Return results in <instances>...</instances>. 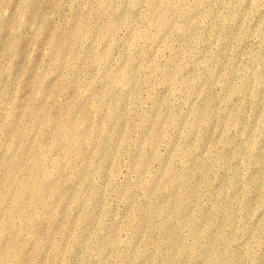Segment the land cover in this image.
<instances>
[{
  "label": "rangeland",
  "instance_id": "rangeland-1",
  "mask_svg": "<svg viewBox=\"0 0 264 264\" xmlns=\"http://www.w3.org/2000/svg\"><path fill=\"white\" fill-rule=\"evenodd\" d=\"M20 139L22 264H264V0H0V187Z\"/></svg>",
  "mask_w": 264,
  "mask_h": 264
},
{
  "label": "bare ground",
  "instance_id": "bare-ground-1",
  "mask_svg": "<svg viewBox=\"0 0 264 264\" xmlns=\"http://www.w3.org/2000/svg\"><path fill=\"white\" fill-rule=\"evenodd\" d=\"M162 21H163V17L159 16L154 21V23L160 24ZM41 112L43 113V111H40L39 108L33 110V114H34L33 118L34 119L43 118ZM45 114H46L45 120L47 122H51V120L53 119L52 115L49 113H45ZM3 128L8 129V124H4ZM27 133L28 130L24 129L23 134L27 135ZM79 136H80L79 132L71 131L67 136L62 138L63 142L65 143L64 144L65 146L63 145L64 149H66L67 151L76 150L77 148L76 140L78 139ZM45 142L46 141L41 143L42 147L47 146V148L50 149L54 148V145L47 144ZM29 149L27 148V141L20 139L19 151L17 152V155H15V157L9 162L8 164L9 168L5 172L4 184L0 187V200L2 199L0 201V209H1L2 208L1 203L3 199L10 197L11 194L8 185L11 183L17 184V189L13 193L12 205L11 203H9L11 207L7 208L4 211L5 222L3 226L0 228V239L3 238L5 240L4 244L0 243V264H22L24 250L26 247L24 243L25 241L23 238L22 229L23 227L29 225V223L32 222L33 220L34 214L31 210V203L34 201H43L47 198V196L49 197L54 194L60 195L62 197L65 192L64 188L61 187L59 184L53 185L52 184L53 182L51 183V181L47 180V178L46 179L41 178L40 172L43 169V166L46 161V157L44 155L42 156L36 153H30ZM26 163L30 164L29 169L26 168L25 165ZM25 173L29 174L28 177L31 182H29L26 178L23 177L24 176L23 174ZM44 242L45 239L38 238L35 245L36 249H41Z\"/></svg>",
  "mask_w": 264,
  "mask_h": 264
}]
</instances>
